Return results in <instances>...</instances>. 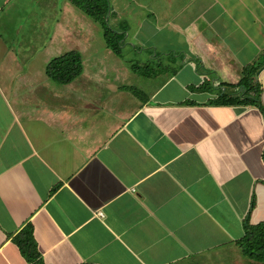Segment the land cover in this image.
<instances>
[{
    "label": "crops",
    "instance_id": "1",
    "mask_svg": "<svg viewBox=\"0 0 264 264\" xmlns=\"http://www.w3.org/2000/svg\"><path fill=\"white\" fill-rule=\"evenodd\" d=\"M115 1L122 56L69 0H0V264H264L240 245L264 223V66L257 104L218 102L264 53V0Z\"/></svg>",
    "mask_w": 264,
    "mask_h": 264
},
{
    "label": "trees",
    "instance_id": "2",
    "mask_svg": "<svg viewBox=\"0 0 264 264\" xmlns=\"http://www.w3.org/2000/svg\"><path fill=\"white\" fill-rule=\"evenodd\" d=\"M73 6L97 23L103 32L106 46L118 56H122V46L125 33L115 29L110 24V0H69ZM127 29V27H123ZM264 66V53L251 65L244 68L242 79L237 84L243 91L241 97L231 98L222 96L219 103L231 104H257L259 102L260 88L254 82L257 71ZM133 72L142 76H152L153 68L150 64L141 66L131 63ZM82 71V58L75 52H69L61 57L51 60L46 67L47 76L60 84H69L75 80ZM15 242L31 260H37L39 253L33 239V230L29 226ZM243 252L250 258L264 261V223L258 225H246V237L240 241Z\"/></svg>",
    "mask_w": 264,
    "mask_h": 264
},
{
    "label": "rangeland",
    "instance_id": "3",
    "mask_svg": "<svg viewBox=\"0 0 264 264\" xmlns=\"http://www.w3.org/2000/svg\"><path fill=\"white\" fill-rule=\"evenodd\" d=\"M118 0H116L115 2H117ZM118 3H126L124 2L123 0H119ZM88 23V25L94 27V30H92L93 34H94V37H92V42L94 45H98V46H101L105 44V41H104V36H103V32L101 30V27L96 24L93 20H91L89 17H87L85 14H83V22H86ZM90 28V27H89ZM93 29V28H92ZM90 30V29H89ZM86 31L85 27L83 26V33ZM83 42L84 41V37H83ZM82 42V52H83V46H84V43ZM85 49V48H84ZM125 53V52H124ZM125 54H128V53H125ZM130 56V55H129Z\"/></svg>",
    "mask_w": 264,
    "mask_h": 264
},
{
    "label": "built area",
    "instance_id": "4",
    "mask_svg": "<svg viewBox=\"0 0 264 264\" xmlns=\"http://www.w3.org/2000/svg\"><path fill=\"white\" fill-rule=\"evenodd\" d=\"M100 216H103V214H102V213H100Z\"/></svg>",
    "mask_w": 264,
    "mask_h": 264
},
{
    "label": "water",
    "instance_id": "5",
    "mask_svg": "<svg viewBox=\"0 0 264 264\" xmlns=\"http://www.w3.org/2000/svg\"><path fill=\"white\" fill-rule=\"evenodd\" d=\"M255 77H257V75H255Z\"/></svg>",
    "mask_w": 264,
    "mask_h": 264
}]
</instances>
